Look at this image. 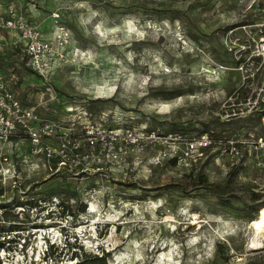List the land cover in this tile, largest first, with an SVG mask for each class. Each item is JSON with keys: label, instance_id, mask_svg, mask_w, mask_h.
<instances>
[{"label": "rangeland", "instance_id": "obj_1", "mask_svg": "<svg viewBox=\"0 0 264 264\" xmlns=\"http://www.w3.org/2000/svg\"><path fill=\"white\" fill-rule=\"evenodd\" d=\"M11 3L42 35L41 66L0 22V70L55 123L41 152L24 138L0 143V234L19 240L4 243L6 264H79L102 251L105 264H264V232L251 223L264 207V168L246 145L239 158L215 146L199 157L195 143L205 130L220 142L264 137L246 87L264 81V53L251 51L264 0H0V15ZM82 122L122 134L177 129L179 140L141 151L121 141L124 164L97 167ZM65 131L82 147L46 156ZM51 200L64 209L38 211ZM52 243L59 254L43 261Z\"/></svg>", "mask_w": 264, "mask_h": 264}, {"label": "built area", "instance_id": "obj_2", "mask_svg": "<svg viewBox=\"0 0 264 264\" xmlns=\"http://www.w3.org/2000/svg\"><path fill=\"white\" fill-rule=\"evenodd\" d=\"M54 15H56V17L59 16L57 14ZM0 22L5 29L10 31L13 30L20 34L21 39L25 42L27 53L31 55L30 64L35 70H38L41 66L40 60L38 59L39 51H35L33 46L38 48L39 42L41 41V33L28 23L27 18L23 16L12 3L6 7L5 13L0 15ZM255 27L256 31L253 37L256 36V38L252 37L255 50L252 49L251 51L256 54L257 58L259 54L264 53V23L261 22L260 24H256ZM35 53L36 55H34ZM246 87H254L257 95L254 102H259L257 113L264 119V81L260 84L257 82H248ZM51 123L52 124H49V122L47 123L44 117L38 114L33 106L27 107L22 104L13 86L11 87L9 83L6 82L4 74L0 70V143H9L13 139L15 140L16 137L24 138L31 144V153L41 152V150H43V148L41 149L40 147L41 139L53 136L52 129L55 122ZM81 130H83L82 137L85 144L88 147H97L95 152L90 151L86 153L92 155L91 160L94 162V166L97 167L99 165L112 164L120 167L124 164L123 160L126 157V151L122 149L123 145L121 141H123L124 145L133 146L141 151L150 143L159 146L161 145L160 143H164L172 137L175 140H179V134L177 132L160 134L155 130H148L146 131V135H144L143 133H136L132 129H126L122 134L121 130L114 129V131H106V129L97 127L94 122H82ZM70 131L60 132L61 137L59 140L61 144L57 146L59 147V151L51 146L49 148L43 146L46 156L49 157L52 154L58 153V155L63 158L66 145L68 149L72 151L82 147L81 141L77 137H72ZM250 139L251 138H247L245 140L227 137L220 142L212 138L211 131V133L204 132L199 134L195 143H198L199 157L204 155V149L215 146L219 154L233 155L239 158L243 155L242 147L246 145V147H248L246 153L253 157L255 165L259 168H264V137H256L254 140ZM193 144L194 143L189 142V147L192 149L195 148ZM174 148L175 149L171 151L173 156L171 155L170 157L174 158L178 164L182 165L186 161L185 156L182 153L178 154L176 147ZM186 152L187 150L184 151V154H186ZM167 154L170 153L167 152ZM167 154L164 152L163 156ZM59 162L64 163L63 160ZM4 233L6 235L10 234L7 232ZM4 233L2 235L0 234V241L3 243L0 247V251L4 250L2 256L0 255V264H6V252L13 249L9 244L5 245L4 243H19V240H10L11 236L9 235L6 237Z\"/></svg>", "mask_w": 264, "mask_h": 264}, {"label": "trees", "instance_id": "obj_3", "mask_svg": "<svg viewBox=\"0 0 264 264\" xmlns=\"http://www.w3.org/2000/svg\"><path fill=\"white\" fill-rule=\"evenodd\" d=\"M259 59V58H258ZM21 99V101H22V104L24 105V106H27V107H31V106H29V104H27L26 103V100H24V98H20ZM257 120L259 121L260 120V116H258V118H257ZM173 130V132H176L177 131V129H172ZM173 132H170V133H173ZM204 132H209V133H211V131H208V130H205V131H203V133ZM45 201V200H44ZM36 200H34V202H31V201H29L26 205L27 206H36L37 204H36ZM45 202H49V201H45ZM38 203V202H37ZM53 201L51 200V202L50 203H48V205H43V206H40L39 208V210L38 211H42V210H46L47 211V209H49V207L51 206V205H53ZM61 203V202H60ZM21 204V203H20ZM59 205V207H63L62 209H64V205L61 203V205L60 204H58V203H54V205ZM44 208H46V209H44ZM52 212V210L51 211H47V213L49 214V213H51ZM15 228V227H14ZM17 228V227H16ZM17 231H19V230H17ZM17 233H15V235H16ZM17 235H19V234H17ZM10 240H12V241H15L14 239H10ZM2 244L3 243H1V241H0V247L2 246ZM64 244H65V246H69V245H71L70 244V242L69 241H65L64 240ZM72 247H76V245L74 244V245H71ZM60 248L61 247H59L58 245H54L53 243L52 244H49L48 245V248H46L45 249V251H44V253H43V256H42V259H43V261H47V260H52L55 256H57V254H59V250H60ZM108 256V252H105V251H102V253L100 254V255H98V254H94L93 256H92V258H91V260H88V259H86V254H85V258L83 259V260H80L79 261V264H89L90 262H93V263H96V264H105V258Z\"/></svg>", "mask_w": 264, "mask_h": 264}, {"label": "bare ground", "instance_id": "obj_4", "mask_svg": "<svg viewBox=\"0 0 264 264\" xmlns=\"http://www.w3.org/2000/svg\"><path fill=\"white\" fill-rule=\"evenodd\" d=\"M252 223V227L254 229V233L256 234V236H260L262 235V233L264 232V207H261L258 211V216L251 222ZM258 238V237H256ZM258 240L257 239H253V243L251 244V247H254L258 244ZM261 244V243H260ZM258 247V245H257Z\"/></svg>", "mask_w": 264, "mask_h": 264}, {"label": "flooded vegetation", "instance_id": "obj_5", "mask_svg": "<svg viewBox=\"0 0 264 264\" xmlns=\"http://www.w3.org/2000/svg\"><path fill=\"white\" fill-rule=\"evenodd\" d=\"M29 201H30V200H23V201H21V203H22V205H25V204H27ZM17 203H18V202H17ZM3 208H4V210H5L6 206H4Z\"/></svg>", "mask_w": 264, "mask_h": 264}]
</instances>
